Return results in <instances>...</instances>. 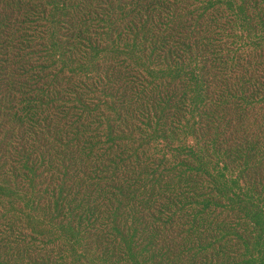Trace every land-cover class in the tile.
Returning a JSON list of instances; mask_svg holds the SVG:
<instances>
[{
  "label": "trees",
  "instance_id": "1",
  "mask_svg": "<svg viewBox=\"0 0 264 264\" xmlns=\"http://www.w3.org/2000/svg\"><path fill=\"white\" fill-rule=\"evenodd\" d=\"M19 1L0 0V34L6 25L26 22L13 20V17H20ZM23 1L33 13L48 4L52 7L47 11L64 14L62 19L55 20L64 29L58 46L63 48V56L70 62H82L87 78L81 81L93 84L88 79L95 74L94 81H97L93 86L99 97L93 107L100 109L102 103H107L117 109L123 120L130 117L135 120L129 113L130 107L142 112L145 105L163 113L167 110L160 97L153 99L149 95L150 76L156 77L152 64L164 61L169 64L170 71L186 65L178 60L189 50L179 25L184 23L181 18L193 13L188 10V0L179 3L175 0H76L69 3L70 7L59 4L68 0ZM210 1L219 5L226 0ZM236 6L226 7L231 16L235 14ZM244 11L245 8L239 6L237 16ZM263 12L252 9V15L235 20V26L233 21H228L211 29L212 38L205 36L212 40L206 44V50L212 48L219 53H231L221 36L225 33L228 38L234 32L235 43L242 49L239 41L244 42L245 37L237 34L238 28L243 24H259L264 29V20L256 17ZM178 30L182 35L177 36ZM221 57L226 59L224 65H229L227 79L239 73L236 70L239 65H244L242 56ZM250 64L252 62H247V66ZM189 65L195 83L182 92L177 91L181 97L176 109L181 113L182 121L186 122L194 112L203 111L208 103L217 108L234 105L239 131L243 135L227 140L226 144L234 140L241 142L240 145L237 143L235 156L231 159L241 173L250 175V168H257L264 162V118L260 114L264 112V64H256L261 75L237 78L240 87L235 89H222L221 86L208 89L201 74L203 66L197 67L191 56ZM63 68L61 66L58 71ZM75 90L86 92L79 86ZM33 101L29 98L18 108L15 100L8 102L14 103L12 110L17 119L24 111L23 121L30 125L29 133L34 135L21 132L18 138H13L3 137L0 133V189L3 191L0 216L3 220L10 216L2 210L11 199L12 207L17 205L26 210L30 207L33 212L50 218L56 232H51L52 237H49L51 233L44 234V241L41 234L36 240L32 239V234L29 239L25 236L21 240L24 244L27 239L25 253L11 255L12 264H264V229L263 232L256 231L251 223L238 219L235 212L236 197L239 196L235 188L240 187L242 174L229 179L220 174L212 184H203L191 173L210 171L204 163L196 166L189 157L183 160L189 165L183 166L179 181L170 179L161 166L148 169L133 179L119 177L106 163L102 152H96V155L103 160L91 159L90 146L80 143L81 132L76 136H71L69 130L60 132L46 119V113L42 114L44 118L41 117L39 107ZM84 109L90 110L87 103ZM123 111H127V116ZM250 114L255 118L248 133L243 123ZM71 116L63 114L65 119ZM74 117L75 121L90 125V128L113 120L106 112L89 123L80 121V116ZM188 129L193 134L189 124ZM90 139L88 145L96 147L102 143V139L97 142L94 137ZM72 142L85 148V153L77 159L71 158L75 157L72 148L59 149L57 146ZM182 150L196 153L189 143L183 145ZM60 162L63 164V172L59 175L63 185L60 182V186L66 187V195L55 199L47 186L50 181L45 182L44 178L57 171ZM255 183L242 193L256 187L264 189L259 178ZM192 187L195 190L190 193ZM256 208L254 222L264 228V200ZM68 209L76 216L72 225L68 223ZM224 213L227 215L223 217ZM9 227L10 240H13L12 226ZM5 229L1 230V237L8 243Z\"/></svg>",
  "mask_w": 264,
  "mask_h": 264
},
{
  "label": "rangeland",
  "instance_id": "2",
  "mask_svg": "<svg viewBox=\"0 0 264 264\" xmlns=\"http://www.w3.org/2000/svg\"><path fill=\"white\" fill-rule=\"evenodd\" d=\"M73 1L76 0H68L65 4L62 2L59 4L70 7L69 3ZM180 1L175 0L176 3ZM188 2L190 3L188 10L190 9L193 13L181 18L184 23L179 25L185 42L189 45V50L185 53V57L178 60L186 65L177 66L176 69L170 71L169 64L164 61L152 64V71L156 77L150 76L152 86L149 95L153 99L160 97L163 108H168L163 113L157 111L155 107L146 105L143 106V112L135 107H130L129 113L135 117V120L132 117L123 120L117 109L107 103H102L100 109L93 107L99 97L96 92L97 88L93 86L97 81H94L95 74L93 73L88 79V81L94 82L93 84H85L81 81L87 78L83 74L87 71L83 69L82 62H70L63 56V48L58 46V40L64 29H61L60 23L55 20L62 19L64 14L47 11L46 9L52 7L48 4L40 6L33 13L25 1L17 2L20 17H13V20L19 19L26 22L19 21L18 25L16 23L6 25L3 33L0 34V133L3 137L13 138H18V133L21 132L28 136L34 135L29 133L30 125L23 121L24 111L20 112L17 119L12 110L14 103H8L15 100V107L18 108V105L22 107L27 99L31 98L34 99L33 103L39 107L38 111L41 113L35 111L36 114L39 113L44 118L42 114L46 113V119L52 121L51 125H55L60 132L69 130L71 136H76L81 132L80 143H83V146H90L93 151L91 159H102L96 155V152H102L106 163H109L111 170L116 171L119 177L127 176L133 179L138 174H144L148 169L161 166L170 179L179 181L183 166L189 165V163H183V160L189 157L195 161L196 166L204 163L207 170L211 172L193 171L191 173L197 179L200 178L204 182L203 184H212L220 174H224L226 179L242 174L244 178L240 181V187L235 188L239 195L236 197L238 202L235 204V212L238 219L245 223H251L256 231L263 232L264 228L255 224L253 214L259 203L264 200V189L256 187L246 190L244 193L242 190L249 185L256 184L258 178L260 183L264 184V162H261L257 168H250V175H245L235 167L236 163L231 159L235 156L237 143L240 145L241 142L234 140L226 144L227 140L243 135L239 131L235 106L217 108L213 103H208L203 111L194 112L195 114L190 115L186 122L182 121L181 113L176 109V106L181 97L177 91L182 92L184 88L195 83L189 65L190 56L197 67L203 66L201 74L208 89L220 86L222 89L239 88L240 82L237 78L261 75L260 67L256 64H264V32H262L264 29L262 25L247 26L243 24L238 28L237 34L245 37L244 42L239 41L242 49H239V45L235 43V32L228 38L224 33L221 37L224 38L226 47L231 50L229 54L216 52L212 48L207 51L205 46L212 40L205 36L212 38L211 29L228 21H233L235 26V20L252 15V9L263 11L264 0H226L219 5L210 0H188ZM235 4H237L235 14L231 16L226 7ZM201 5H205L207 8H202ZM239 6L245 8V11L237 16ZM256 17L258 20H264V12ZM181 31L176 32L177 36L182 35ZM222 55H229L231 58L242 56L244 65L238 66L236 70L239 73H235L233 78H226V70L229 69V65H224L226 59L221 57ZM177 56H173L174 60L177 59ZM247 62H252V64L247 66ZM235 63L238 64L236 61ZM61 66H64L65 69L58 71ZM233 67L235 68V64ZM103 74L104 71L101 72V75ZM76 86L85 88L86 97L83 91L75 90ZM86 103L90 110L84 109ZM102 112L109 113L113 120H106L103 125L96 124L91 128L90 125L75 121L74 115H77L80 116V121L85 120V123H89L91 120L100 118ZM123 112L127 116V111ZM190 113H192L191 110ZM63 114L73 116L70 119H65ZM260 114L264 118V112L261 111ZM254 118V115L250 114L243 123L248 133ZM188 124L192 126L193 134L188 129ZM92 137L96 139V142L102 139V143L96 147L88 145L87 140L91 138V141ZM186 143L194 147L195 154L186 150L180 151ZM57 146L59 149L72 148L75 157L71 158L74 159L85 153L82 144L72 142L66 146ZM199 153L202 156H195ZM61 172H63L62 162L58 164L57 171L47 174L44 178L45 182L50 181L47 186L55 199L66 195V187L60 186L62 181L59 180L61 178L59 175ZM219 180H222V177ZM184 189L189 192L187 187ZM192 189L190 193L195 190L193 187ZM1 194L3 191L0 189ZM8 202L9 204L4 206L2 213H9L10 216L4 220L0 216V256H2L0 264H12L11 255L19 252L25 253L26 242L30 234L34 240L41 234L40 238L44 241L46 238L44 234L56 232L50 218L42 213L33 212L30 207L28 210L17 205L12 207L11 199ZM223 208L227 210V207ZM66 213L70 216L68 220L70 225L76 222L74 212L68 209ZM226 215L227 213H224L222 216ZM262 225L264 227V224ZM9 226H12L13 240H10ZM4 227L8 243L3 242L1 237V230ZM52 233L49 237H52ZM59 233L62 234V232ZM25 236L27 237L26 242L22 244L21 240ZM31 244L33 243L30 242Z\"/></svg>",
  "mask_w": 264,
  "mask_h": 264
}]
</instances>
